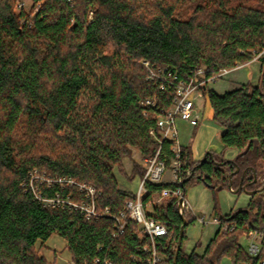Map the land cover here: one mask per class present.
<instances>
[{
  "label": "trees",
  "instance_id": "16d2710c",
  "mask_svg": "<svg viewBox=\"0 0 264 264\" xmlns=\"http://www.w3.org/2000/svg\"><path fill=\"white\" fill-rule=\"evenodd\" d=\"M182 4L33 0L31 11L17 12L18 0H0V264H50L37 246L45 247L53 235L66 241L73 264L96 258L101 264H135L132 255L146 244L135 223L127 222L119 234L114 219H87L72 204L89 201L76 185L83 183L101 192L95 199L100 212L118 214L136 198L121 188L115 169L129 180L144 177L134 151L144 160L160 145L150 135L155 121L142 115L140 103L156 98L161 112L172 101L169 91L147 80L141 62L186 79L201 68L211 76L247 64L264 48V10L209 0L183 16ZM260 62L255 86L243 84L223 95L207 88L212 121L224 129L220 143L223 150H236V158L210 150L196 162L191 148H182L179 173L185 193L203 184L214 199L230 188L251 192L252 199L227 216L215 208L221 225L232 222L236 229L224 233L219 225L202 255L182 249L176 254L182 227L186 222L183 244L196 218L180 215L176 198L164 199L157 214L168 235L157 247L173 264H220L223 258L261 264L263 253L252 257L240 243L252 231L264 232V56ZM171 145L161 146L167 166L175 158ZM124 159L133 160L130 173Z\"/></svg>",
  "mask_w": 264,
  "mask_h": 264
},
{
  "label": "built area",
  "instance_id": "2783aa9c",
  "mask_svg": "<svg viewBox=\"0 0 264 264\" xmlns=\"http://www.w3.org/2000/svg\"><path fill=\"white\" fill-rule=\"evenodd\" d=\"M264 56V48L256 52L253 60H260ZM149 70L147 80L159 86L162 91H169L171 94V105L167 109L160 110L157 107V99L149 98L141 101L142 115L145 118H153L155 127L150 130V135L159 143V149L156 154L145 160V175L142 178L137 190L134 192L136 198L128 200L125 203L124 209L118 214H111L109 208L104 212L97 210L95 203V195L88 191L86 187L87 198L89 201H84L80 204H72L76 209H79L85 214L87 219H97L99 217H110L115 220L116 228L119 234H123L126 230L127 222H133L137 225V237L140 240L146 241L142 250L137 255H132V260L135 264H173L166 259L158 250V241L168 235L167 226L158 219L157 209L162 204L164 199L174 197L177 199V206L180 215L190 212L194 217L205 222L203 218L196 217L190 203L186 197V193L180 187L182 179L180 173V156L182 147L179 145L177 121L183 120L195 127L199 124L200 107L199 100L205 98L209 84L226 77L234 70L242 67L241 64L234 68L222 69L211 76H208L206 69H199L194 75L181 79L176 73L167 70H153L149 64L144 62ZM172 143L171 151L175 158L167 166V162L161 159V146L164 142ZM172 174V183L178 185L176 188H164L160 191H150L146 187V183L161 184V181L166 172ZM189 168H184L186 175L190 174ZM231 191L234 192L232 188ZM51 202V201H50ZM55 201H52L54 203ZM60 203L59 201H57ZM218 225L221 222L216 219ZM222 232H232L236 229V225L232 222L224 223ZM116 236V235H115ZM248 241L245 248L247 253L252 257H258L263 253L261 264H264V232L252 231L244 236ZM92 264H101L96 258ZM104 264H112L111 261H105Z\"/></svg>",
  "mask_w": 264,
  "mask_h": 264
},
{
  "label": "rangeland",
  "instance_id": "374dc122",
  "mask_svg": "<svg viewBox=\"0 0 264 264\" xmlns=\"http://www.w3.org/2000/svg\"><path fill=\"white\" fill-rule=\"evenodd\" d=\"M206 1L209 0H183V4L181 7H179V12L181 15H186L187 12L192 11L195 9L197 6L202 5ZM224 3L226 8H235L239 5H244L245 7H253V8H259L261 10H264V0H218ZM18 4H20V8L17 7V12H20L21 9H24L26 12L31 11L32 6H33V0H18ZM260 61V60H258ZM141 65L144 66L145 68L146 65L144 62H141ZM235 77H241L240 80L247 82L248 81V68L240 69L237 71L231 72L228 76L223 77L219 80H217L214 83L209 84L208 90H213L217 94H222L225 91L229 90L236 84V82L233 80ZM239 86V84H238ZM199 106L204 107L202 112H199V118L201 120V123L204 127H209L212 129L210 132V143L208 145L207 151H214L215 153H222L225 150H223V146L220 143V137L223 133V129L219 126H217L213 121H212V109L210 106V102L208 100V96L206 94L205 98L202 100L198 101ZM177 130H178V138H179V145L183 148L190 147V148H196L198 147L199 144V135L195 131V128L192 127L189 123L183 121V120H178L177 121ZM196 132V133H195ZM151 157H148L149 159ZM133 159L135 161H138L141 165H145V160L141 157V155L137 152L134 151L133 154ZM132 159H124L123 163L124 166L127 170L128 173L131 172L132 169ZM115 174L116 177L119 178V180L123 177L126 182L132 183L133 180H129L128 176H124L120 174L119 170L116 168L115 169ZM168 177H170V172H166L161 183H168ZM117 178V179H118ZM36 179H39L40 181H44L43 176H39L38 174L36 175ZM118 180V181H119ZM264 180V173L263 176H261V181ZM74 181L69 182L70 185H74ZM120 186L122 189L127 190L132 192L131 186H124L121 182ZM76 184V183H75ZM81 191H84L86 187L88 191H91L94 193L95 197L99 196L101 192H98V190L91 184L83 183V184H76ZM83 185V187H82ZM194 186H191L187 189L186 191V197L190 198L192 197V188ZM198 194L200 193L204 194L206 191V187L203 184H200L197 188ZM134 193V192H133ZM218 197V196H217ZM208 228L199 224L197 221H195L193 224L189 225L186 228V238L184 241V246H187L188 244L191 243V241H196V242H204L206 237L208 236L207 234ZM240 243L246 248L248 245V241L246 240L245 237H242L240 239ZM67 243L66 241L61 238L58 235H53L46 243L45 247L41 248V245L38 244L37 248L39 249V252L41 255L45 256L47 261L50 264H73L71 263V254L69 250L66 248ZM225 259V258H223ZM222 259V260H223ZM228 259V258H226ZM220 261V264L222 262ZM230 260V259H228ZM231 261V260H230Z\"/></svg>",
  "mask_w": 264,
  "mask_h": 264
},
{
  "label": "crops",
  "instance_id": "0c3cea01",
  "mask_svg": "<svg viewBox=\"0 0 264 264\" xmlns=\"http://www.w3.org/2000/svg\"><path fill=\"white\" fill-rule=\"evenodd\" d=\"M244 68H248V77H249L248 81L244 82L240 80L241 77H235L233 80L236 82V84L232 86L231 89L225 91L224 93L220 95H223L226 92L231 91L243 84L251 83L254 86L257 85L259 81V76H260L261 62L258 60H251L247 64L242 65V67L237 70L244 69ZM237 70H234V71H237ZM199 107H200V111L202 112L205 106L203 107L202 105ZM194 128H195V131L199 135V139H198L199 144H198V147L196 148L192 147L191 152H192L193 160L197 162V161L202 160L207 152L208 145L210 143V132L212 131V129L209 127H204L201 123V120L199 121L198 126H195ZM223 132H224V129H223ZM237 154L238 152L236 150L227 149L224 151V158L232 161L236 158ZM141 180H142L141 178L136 177L132 183H129V182H126L125 179H123L122 177L119 180V182H121L124 186H131L132 188L131 191L135 192ZM168 183H172L171 173H170V177H168ZM198 186L200 185H195L192 188V197L187 198V199L196 217L203 218L205 220V222H201L196 219V221L199 224L208 228V232H207L208 236L206 237L204 242L191 241V243L188 244L187 246H184V242H183L181 249L186 255H190L192 253L202 255L204 253L209 241L211 240V238L214 236V234L218 230L219 225H218V222L216 221V219L218 218L214 214V210L216 207L218 208L220 215L227 216L234 211L247 208L253 196L251 192H248L246 190H243L242 192L237 193L234 189H233L234 192L231 191L230 189H225L218 193L217 199H214L213 194L207 188L204 194L200 193L199 195L196 189ZM221 264H233V263L230 260L225 258L222 260Z\"/></svg>",
  "mask_w": 264,
  "mask_h": 264
},
{
  "label": "water",
  "instance_id": "95a60500",
  "mask_svg": "<svg viewBox=\"0 0 264 264\" xmlns=\"http://www.w3.org/2000/svg\"><path fill=\"white\" fill-rule=\"evenodd\" d=\"M256 176V175H255ZM264 190V186L261 188V191H263ZM253 194V193H252ZM185 225H186V222H185ZM185 225L182 227V230H181V237H180V240H179V243H178V246H177V252H176V254H178L179 253V251H180V249H181V247H182V240H183V232H184V227H185Z\"/></svg>",
  "mask_w": 264,
  "mask_h": 264
}]
</instances>
